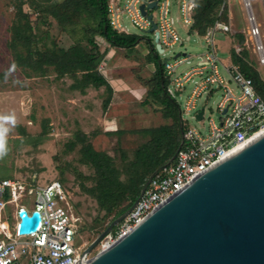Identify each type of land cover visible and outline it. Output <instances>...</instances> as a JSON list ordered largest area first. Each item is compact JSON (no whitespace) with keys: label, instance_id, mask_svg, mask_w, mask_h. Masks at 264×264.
Instances as JSON below:
<instances>
[{"label":"rangeland","instance_id":"374dc122","mask_svg":"<svg viewBox=\"0 0 264 264\" xmlns=\"http://www.w3.org/2000/svg\"><path fill=\"white\" fill-rule=\"evenodd\" d=\"M63 1L0 0V180L14 179L38 186L60 182L70 197L73 213L79 218L75 244L89 245L97 237L99 226L108 225L112 217L102 219L104 213L87 192L95 185V172L83 162L82 147L90 144L94 151L110 157L118 171V179L128 183L134 172L140 171L139 166L132 163L136 151L150 142L153 136L150 130L169 127L173 121L164 116L163 106L151 97L145 84L154 72V66L147 61L153 34L132 26L128 19L123 18L124 25L130 34L139 38L132 52L109 47L99 36L94 38L100 53L95 66L112 87V93L104 86L84 83L80 71L58 75L53 66L45 65L38 56L32 61L27 58L29 52L44 55L58 49L67 50L76 43L86 51L92 48L79 26L63 32L44 12ZM107 1L110 5L116 0ZM126 1L118 0L121 7ZM245 3V0L225 1L230 32L215 34L218 58L226 64L230 55L233 62L234 47H239L245 54L246 63L264 80V64L259 63L257 50L260 47L264 53V0L248 1L253 21H249ZM221 12L218 9L216 16ZM172 16H178L175 7H172ZM253 27L258 31L256 36L252 34ZM15 28L22 37L14 36ZM175 28L184 40L183 45H176L164 56H158L161 62H174L178 53L190 56L188 64L183 63L176 69V73L183 74L197 64L206 51V44L194 35L185 41L187 29L180 19ZM237 34L243 36L242 45L234 38ZM29 35L30 42L25 43L23 38ZM217 68L219 75L238 94L237 87L220 63ZM194 82H198L197 76L172 101L186 124L206 128L210 118L216 121L215 108L223 94L222 89L215 90L209 97L203 94L196 100L197 110L206 105L205 121L198 123L184 110ZM158 97L164 99L165 96L162 92ZM109 98L110 103L105 108ZM81 134L84 137L79 138ZM25 207L29 213L32 211V206ZM95 248L91 256L98 253L101 245Z\"/></svg>","mask_w":264,"mask_h":264},{"label":"built area","instance_id":"2783aa9c","mask_svg":"<svg viewBox=\"0 0 264 264\" xmlns=\"http://www.w3.org/2000/svg\"><path fill=\"white\" fill-rule=\"evenodd\" d=\"M196 1L157 0L154 9H146V15L151 14V21L146 15H141L138 9L141 3L146 5L148 0H127L122 7L118 1H112L108 5L109 23L114 30L124 34L130 33L123 18L146 32L152 23L155 24L153 39L156 33L160 54L164 56L167 50L183 45L184 40L175 28L179 19L187 29L185 41L190 40L188 31L192 25ZM245 6L248 8L249 3ZM172 7L176 8L178 16H172ZM249 21H253L252 17H249ZM251 31L254 36L258 34L255 27ZM229 32L227 23L216 20L201 36L206 44V51L199 57L197 64L183 74L176 73V69L183 63L188 64L190 56L178 53L174 62H162L168 79L166 94L170 99L180 96L185 85L192 82L193 77H198L184 107L185 114H191L190 119L198 123L205 121L206 105L197 110L196 100L203 94L209 97L215 90L222 89L223 94L215 108L216 121L210 118L206 128L198 129L190 127L181 119L182 144L174 159L152 177L127 217L100 242L101 249L98 252L125 236L152 211L197 177L248 146L254 136L264 129V100L254 89L251 79L231 61L230 55L226 64L221 63L218 58L215 34ZM151 46L155 50V44L152 43ZM257 50L259 63L264 64V53L260 47ZM234 51L239 53L240 48L234 47ZM217 63L222 65L229 80L237 87L238 94L219 75ZM199 111H202L201 119L197 118ZM235 149L237 151L232 152ZM69 199L67 191L58 181L38 186L14 179L0 180V264H78L80 261H89L93 257L92 251L84 253L88 245L75 244L79 218L73 213ZM25 205L33 207L30 213ZM22 210L26 211L28 217L34 212L39 214V227L34 233H19V213Z\"/></svg>","mask_w":264,"mask_h":264},{"label":"water","instance_id":"95a60500","mask_svg":"<svg viewBox=\"0 0 264 264\" xmlns=\"http://www.w3.org/2000/svg\"><path fill=\"white\" fill-rule=\"evenodd\" d=\"M156 3H141V15ZM146 17L151 21V14ZM154 29L152 23L147 33ZM157 41L155 33L153 43L160 54ZM201 117L199 111L197 118ZM179 125L181 130L180 113ZM176 152L148 177L134 203L97 235L85 254L127 217L152 177ZM19 217L20 234L34 233L39 227L37 212L28 217L22 210ZM78 264H264V134L197 177L111 246Z\"/></svg>","mask_w":264,"mask_h":264},{"label":"trees","instance_id":"16d2710c","mask_svg":"<svg viewBox=\"0 0 264 264\" xmlns=\"http://www.w3.org/2000/svg\"><path fill=\"white\" fill-rule=\"evenodd\" d=\"M107 2V0H64L51 9L44 10L57 22L63 32L68 31V28L79 26V30L83 32L87 43L92 46L90 50L86 51L80 44L76 43L67 50L58 49L44 55L29 52L27 58L32 61L34 56H38V60H42L45 65L53 66L58 75L74 74L80 71L84 83L92 84L94 87L104 86L109 93H112L111 86L95 66V61L100 53L94 38L99 36L109 47L123 49L127 52H132L136 48L139 38L133 34L119 33L110 26ZM225 8L224 0H197L189 33L204 35L216 19L227 23ZM218 9H221L222 12L217 17ZM14 36L22 37L16 28ZM29 37L30 35L23 38L25 43L30 42ZM235 37L242 45L243 36L237 34L234 35ZM150 51L147 61L154 66V72L145 84L149 88L151 97L163 106L164 116L172 119L173 124L169 127L150 130L153 135L150 142L136 151L135 161L132 163L138 165L140 171H135L134 177H130L128 183H123L118 179V171L113 167L110 157L94 151L90 144L82 147L83 162H87L95 172L93 179L95 185L93 188H89L87 192L93 196L99 210L104 213L102 219L112 217V221L124 213L138 198L148 177L166 163L179 148L182 125L180 130L178 109L174 106L173 99H170L166 94L168 79L164 73V65L153 47ZM232 55L233 63L246 77L251 79L254 89L264 100V80L258 71L246 63L242 49L239 53H235L233 50ZM28 59H25L24 62L28 63ZM35 62L37 61L35 60ZM162 92L165 97L159 99L158 95ZM110 100L109 98L105 102V108L109 105ZM82 137H84L83 134L79 135V138ZM106 226H99L96 231L97 234L101 233ZM95 250L96 248L92 252L94 253Z\"/></svg>","mask_w":264,"mask_h":264},{"label":"bare ground","instance_id":"6f19581e","mask_svg":"<svg viewBox=\"0 0 264 264\" xmlns=\"http://www.w3.org/2000/svg\"><path fill=\"white\" fill-rule=\"evenodd\" d=\"M248 1L249 0H245V2H247L248 3ZM247 3H245V4H247ZM264 48V47H263ZM264 134V129H262L260 132H258L255 136H254V138H253V141L254 140H256L257 138H259L261 135H263ZM252 141V142H253ZM234 151H237V149H235V150H233L232 152H234Z\"/></svg>","mask_w":264,"mask_h":264},{"label":"crops","instance_id":"0c3cea01","mask_svg":"<svg viewBox=\"0 0 264 264\" xmlns=\"http://www.w3.org/2000/svg\"><path fill=\"white\" fill-rule=\"evenodd\" d=\"M116 1H118V0H116ZM189 32V31H188ZM188 35L190 36V35H198L197 33H188ZM198 37H200L201 38V36L200 35H198ZM215 42H216V40H215ZM216 45H217V43H216ZM218 47V46H217ZM229 54V53H228ZM112 88V87H111ZM115 90V89H114Z\"/></svg>","mask_w":264,"mask_h":264}]
</instances>
